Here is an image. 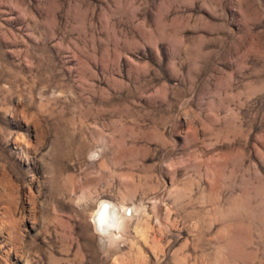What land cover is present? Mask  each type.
<instances>
[{"label":"rangeland","instance_id":"obj_1","mask_svg":"<svg viewBox=\"0 0 264 264\" xmlns=\"http://www.w3.org/2000/svg\"><path fill=\"white\" fill-rule=\"evenodd\" d=\"M0 264H264V0H0Z\"/></svg>","mask_w":264,"mask_h":264},{"label":"bare ground","instance_id":"obj_2","mask_svg":"<svg viewBox=\"0 0 264 264\" xmlns=\"http://www.w3.org/2000/svg\"><path fill=\"white\" fill-rule=\"evenodd\" d=\"M111 211H112L113 214L116 212L115 209L113 207H111L108 203H102V206L100 207V209L98 210V213L96 215L95 224H98V223L99 224H103V222L109 217L108 214L109 213L111 214Z\"/></svg>","mask_w":264,"mask_h":264}]
</instances>
